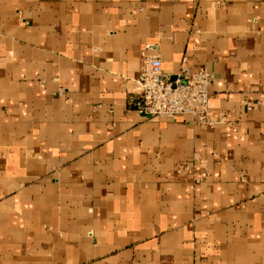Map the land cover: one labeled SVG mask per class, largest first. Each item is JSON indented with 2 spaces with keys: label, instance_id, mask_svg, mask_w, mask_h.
<instances>
[{
  "label": "crops",
  "instance_id": "1",
  "mask_svg": "<svg viewBox=\"0 0 264 264\" xmlns=\"http://www.w3.org/2000/svg\"><path fill=\"white\" fill-rule=\"evenodd\" d=\"M147 44L222 122L127 111ZM0 264H264V0H0Z\"/></svg>",
  "mask_w": 264,
  "mask_h": 264
},
{
  "label": "built area",
  "instance_id": "2",
  "mask_svg": "<svg viewBox=\"0 0 264 264\" xmlns=\"http://www.w3.org/2000/svg\"><path fill=\"white\" fill-rule=\"evenodd\" d=\"M156 50L155 45L147 44L140 53L139 73L135 89L127 98V111L168 119L190 116L196 126L204 129L222 122L224 117L213 115L208 107L210 87L215 80L213 73L206 67L196 71L183 67L175 74L164 73L160 58L146 54ZM245 107L246 111H251L253 106L246 104ZM181 170L188 168H178L177 173Z\"/></svg>",
  "mask_w": 264,
  "mask_h": 264
}]
</instances>
